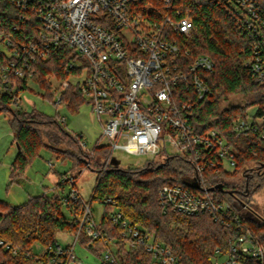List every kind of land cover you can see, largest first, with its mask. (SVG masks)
<instances>
[{
  "label": "built area",
  "instance_id": "built-area-1",
  "mask_svg": "<svg viewBox=\"0 0 264 264\" xmlns=\"http://www.w3.org/2000/svg\"><path fill=\"white\" fill-rule=\"evenodd\" d=\"M0 1L9 2L16 14L11 24L4 26L0 22V92L21 90L19 80L33 75L30 65L48 58L52 47L65 45L76 57L67 63V78L51 76L50 81L59 88L55 103L59 105L63 89H78L97 118L101 136L107 140L109 154L104 165H109L114 150L146 155L150 160L162 151L169 153L170 148V154L191 161L197 182L203 181L207 172L233 173L237 152L229 142L215 129L195 131L182 116L210 92L199 72L211 71L214 64L203 54L188 63L182 59L179 37L190 35L193 22L171 8L173 0ZM152 1L168 9L159 19ZM212 1L218 2L238 28L249 35L251 52L244 65L263 85L264 8L256 0ZM24 22L26 31L22 28ZM184 53L188 54V50ZM59 119L64 121L63 116ZM249 124L239 118L233 129L239 134ZM260 137L264 140V131ZM61 182L69 185L63 201L81 200L72 175L65 174ZM158 202L164 212L188 216L207 212L232 231L227 252L215 249L213 264L264 261L260 238L228 202L199 196L177 183L164 184L158 191ZM82 209L79 229L83 227L90 239L103 238L90 204L82 200ZM109 216L121 225L122 237L129 245L143 246L155 264H184L169 245L123 218L118 210ZM0 246L10 249L12 255L18 253L1 237ZM47 250L50 264L61 257L67 258V264L76 260L73 245L62 247L55 241ZM100 258L108 264L116 262L112 248L101 251Z\"/></svg>",
  "mask_w": 264,
  "mask_h": 264
},
{
  "label": "trees",
  "instance_id": "trees-1",
  "mask_svg": "<svg viewBox=\"0 0 264 264\" xmlns=\"http://www.w3.org/2000/svg\"><path fill=\"white\" fill-rule=\"evenodd\" d=\"M256 1L264 8V0ZM152 3L156 6L157 19L168 11L160 3ZM171 8L182 16L190 17L193 22L190 35L179 37L185 63L203 54L214 64L211 71L199 72L210 92L182 116L195 131L201 133L215 129L229 142L237 152L233 173L207 172L203 181L198 182L199 188H195L190 184L196 179L191 161L164 151L159 154H165L162 160L157 156L134 168L104 165L109 154L108 145L96 144L87 150L81 136L69 132L57 112L51 116L35 109L30 112L22 109L17 98L20 91L28 87V81L39 84L45 90L44 97L56 105L55 96L59 88L52 85L47 77L67 78V63L76 55L65 45L52 47L48 58L37 59L30 65V70H33L31 78L19 80L23 85L21 90L0 92V112L8 113L18 148L9 168V177L11 181L21 178L41 146L49 148L57 158L70 159V175L74 178L82 171L81 168L95 171V187L86 202L91 206L96 200L103 206L98 221L103 238L90 239L83 227L79 229L82 200L63 201L62 195L57 193L32 196L18 205L0 200V237L18 249V253L12 255L10 249L0 246V264H50L47 246L56 241L59 230L71 234L79 231L78 240L98 257L101 251L112 248L115 264H155L143 246L132 247L122 237L121 225L109 216L114 210L169 245L184 264H213L211 257L215 249L227 252L232 231L214 221L207 212L193 216L164 212L158 202V191L164 184L171 183L183 185L199 196L228 202L264 246V217L255 205V195L264 188V140L260 137L264 131V84L256 82L244 65L251 52L249 35L238 28L234 18L218 2L173 0ZM15 18L9 2L0 1L2 25L11 24ZM24 24L22 28L26 31L27 22ZM186 50L188 54L184 53ZM234 96L240 97L241 101L227 104ZM83 102L85 100L75 87L60 91L59 104L63 103L71 110H77ZM251 108L254 112L249 116ZM239 118L248 120L250 124L248 129L238 134L233 123ZM64 175L56 183L60 190L66 184L61 182ZM216 185L221 187L209 190ZM108 198L111 203L106 202ZM64 207L67 213L63 212ZM35 242L45 248L40 255L33 252ZM52 264H67V258L55 259ZM99 264L108 263L101 260ZM243 264H264V261L247 259Z\"/></svg>",
  "mask_w": 264,
  "mask_h": 264
},
{
  "label": "rangeland",
  "instance_id": "rangeland-1",
  "mask_svg": "<svg viewBox=\"0 0 264 264\" xmlns=\"http://www.w3.org/2000/svg\"><path fill=\"white\" fill-rule=\"evenodd\" d=\"M47 79L50 81L51 76H48ZM44 96L45 90L39 84L28 81V87L20 92L19 106L27 112L35 109L51 116L57 112L60 117H64V127L69 132L81 136V141L87 150L92 149L96 144L99 146L107 145V140L101 136V127L88 103L83 102L74 111L63 103L56 106ZM240 101V97L234 96L226 103L230 104ZM253 112L254 108H251L248 112L249 116ZM167 150L171 153L170 148H167ZM17 151L13 130L9 124V115L5 111L0 112V200L10 205H18L30 195L41 194L43 191L47 195L54 193L63 195L68 192V184H65L64 192L60 193V189L56 187L54 182L59 180L62 174L70 175L72 161L70 159L57 158L56 154L45 146L39 147L37 154L26 167L22 177L11 181L9 168ZM164 155H158L157 159L162 160ZM147 160L149 158L146 155H131L121 150H114L110 153L108 163L119 168H134L142 165ZM81 170L75 175V186L81 200L86 202L91 198L97 173L87 168H81ZM255 205L260 215L264 217V188L260 189L255 195ZM91 209L94 220L99 221L103 210L102 204L93 200ZM63 212L67 213L65 207ZM55 239L62 247H71L73 245V253L76 260L68 264L100 263V257L86 249L78 238L75 241V234L59 230L56 232ZM32 247L33 252L37 255L42 254L45 250L43 245L38 242H35Z\"/></svg>",
  "mask_w": 264,
  "mask_h": 264
},
{
  "label": "water",
  "instance_id": "water-1",
  "mask_svg": "<svg viewBox=\"0 0 264 264\" xmlns=\"http://www.w3.org/2000/svg\"><path fill=\"white\" fill-rule=\"evenodd\" d=\"M190 184H191L192 186H194L195 188H199L198 182H197L196 180L191 181ZM217 187H221V185L213 186V187H211L209 190H214V189L217 188Z\"/></svg>",
  "mask_w": 264,
  "mask_h": 264
},
{
  "label": "crops",
  "instance_id": "crops-1",
  "mask_svg": "<svg viewBox=\"0 0 264 264\" xmlns=\"http://www.w3.org/2000/svg\"><path fill=\"white\" fill-rule=\"evenodd\" d=\"M60 176H62V175H60ZM58 182V180L56 181V182H54L55 184ZM64 188H65V185L63 186V188L60 190V193H62V192H64ZM56 190H57V188H56ZM42 193H45V191H43ZM41 193V194H42ZM47 194V193H46ZM37 195H40V194H36V195H30L29 197H32V196H37ZM29 197H27V199L29 198ZM26 199V200H27ZM26 200H24L23 202H25ZM22 202V203H23Z\"/></svg>",
  "mask_w": 264,
  "mask_h": 264
}]
</instances>
